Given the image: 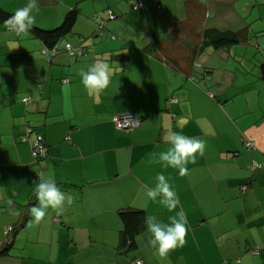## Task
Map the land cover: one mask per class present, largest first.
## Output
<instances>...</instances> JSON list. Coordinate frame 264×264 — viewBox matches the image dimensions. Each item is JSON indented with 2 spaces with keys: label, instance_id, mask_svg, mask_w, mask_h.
I'll return each instance as SVG.
<instances>
[{
  "label": "crops",
  "instance_id": "0c3cea01",
  "mask_svg": "<svg viewBox=\"0 0 264 264\" xmlns=\"http://www.w3.org/2000/svg\"><path fill=\"white\" fill-rule=\"evenodd\" d=\"M136 1L38 0L35 27L55 28L78 9L72 32L50 57L39 38L0 21V244L14 227L0 264H264V247L249 252L264 246V28H257L264 0H140L132 9ZM28 2L0 0V8L14 13ZM109 10L116 18L100 34ZM208 29L235 32L237 40L208 46L216 37ZM69 42L92 51L74 60L63 51ZM256 53L262 55L253 62ZM98 61L113 74L109 87L94 93L80 73ZM169 97L177 104L166 110ZM126 112L142 123L118 129L113 118ZM28 122L47 145L40 161L32 158L33 135L21 141ZM170 132L205 142L186 175L150 162L167 150ZM253 161L262 167L251 173ZM159 173L178 193L175 212L146 196ZM49 175L65 205L36 221V186ZM124 210L145 215L133 248L123 242ZM181 210L185 243L161 258L146 220L168 222Z\"/></svg>",
  "mask_w": 264,
  "mask_h": 264
},
{
  "label": "clouds",
  "instance_id": "9594fccd",
  "mask_svg": "<svg viewBox=\"0 0 264 264\" xmlns=\"http://www.w3.org/2000/svg\"><path fill=\"white\" fill-rule=\"evenodd\" d=\"M33 10H39L38 0H29L25 6L18 8L5 21V24L18 34L25 33L30 30V27L35 22V17L32 14ZM193 67L198 68L199 64L194 62ZM112 74L110 64L105 61H98L80 73L85 88L94 93L103 92L109 87ZM167 140L169 144L167 150L154 153L153 160L150 162L178 169L182 175H186L188 169L185 165L189 161L194 160L197 154H203L205 142L188 137L182 132H170ZM35 192L39 205L32 207L30 211L36 221L44 219L49 209L63 211L66 196L54 177L49 175L41 179L36 186ZM146 196L149 200L158 202L169 212H175L178 206L181 205L178 193L169 183L168 177L162 173L157 174L156 184L153 188L146 191ZM70 202L69 198L68 203ZM146 226L151 234V246L155 248L159 257L167 258L171 251L182 247L185 243V237L188 232L187 213L183 210L178 211L175 215L168 218V222L152 216L146 220ZM0 247L5 249L4 246L0 245Z\"/></svg>",
  "mask_w": 264,
  "mask_h": 264
},
{
  "label": "trees",
  "instance_id": "16d2710c",
  "mask_svg": "<svg viewBox=\"0 0 264 264\" xmlns=\"http://www.w3.org/2000/svg\"><path fill=\"white\" fill-rule=\"evenodd\" d=\"M13 14L14 13L8 12V11L0 8V21H2V22L7 21L9 19V17L12 16ZM77 17H78V9L74 7L71 10L67 11V13L65 14V16H64V18H63V20L59 26H57L55 28H48V29L31 26L29 33L31 35H33L34 37H37L41 40L42 45H43L42 49L43 48L53 49L55 47L58 48V42L72 32V29L74 27V24L76 23ZM207 32H212L216 35L215 39L210 40L209 44H208V46L211 45L214 48H219L220 46H224V45L227 46V45L233 44L237 40L235 32L234 33H231L228 31L220 32V31L209 30V29ZM42 49H41V52H42ZM63 51L69 55V53L65 49ZM87 54H88V52L82 53L79 55H75V56H71V55H69V56L72 57L74 60H77L79 57L86 56ZM259 67H260L261 77L264 80V62H262ZM67 82H68V80H67ZM24 98H29V97H24ZM169 108L170 107L166 103V110H169ZM29 123H30V127H31L29 137L31 135H33V138L29 141V137H28L26 141H23L22 137L26 134L27 125ZM25 128H26V132H25V134H23L21 136V141L22 142H28L29 141L31 151H32V142H33L34 138L39 133H34L35 127L33 126V124L31 122L26 123ZM244 146L248 149H252V148H249L245 144H244ZM42 158H40L38 161H40ZM258 169H260V168H258ZM250 170H251V166H250ZM255 170L256 169L251 170V173ZM252 182H253V179H249V181L246 183H249L248 186L250 187L252 185ZM245 191H241V192H245ZM120 217L122 220V234H123V240H124L123 242L128 247L133 248V247H135L136 236L138 234H140L145 228V215L142 211H139V210H124V211L120 212ZM250 250H251V248L249 249V252H250ZM250 254H252V253L250 252ZM252 255H256V254H252Z\"/></svg>",
  "mask_w": 264,
  "mask_h": 264
},
{
  "label": "built area",
  "instance_id": "2783aa9c",
  "mask_svg": "<svg viewBox=\"0 0 264 264\" xmlns=\"http://www.w3.org/2000/svg\"><path fill=\"white\" fill-rule=\"evenodd\" d=\"M143 4L140 0H137L136 2H134V4L132 5V9H137L139 7H142ZM116 18V14L112 11L109 10L108 11V15L105 19H102L99 22V28L101 30L100 34L102 33L103 29H104V25L105 22L108 20H114ZM9 29V28H8ZM57 48H53V49H47V48H43L42 49V53L46 56V57H50L52 54H54L56 52ZM65 50L69 53V55L71 56H75V55H79L82 53H87L89 51H92L91 47L87 46H81L76 45L73 46L70 42L66 43L65 45ZM65 83L67 82V80L64 81ZM29 101V98H23L22 102L27 103ZM167 105L170 107V105L172 104H177V99L174 97H169L166 100ZM113 123L114 125L118 128V129H122V130H133L135 129L137 126H139L142 123V119L139 118L138 116H136L134 113L132 112H126V113H122V114H117L114 118H113ZM31 131V127H30V123L27 125V132L26 134L22 137L23 141H26L27 138L29 137ZM245 145H247L249 148L255 149V145L251 142H247L245 141ZM47 152V145L46 142L44 140V137L41 134H38L33 142H32V157L34 159V161H38L40 158L44 157L46 155ZM262 165L259 162L253 161L251 164V170L254 169H258L261 168ZM249 183H246L244 185L240 186V190L241 191H245L249 186ZM14 230V227L9 226L8 230H7V237L1 241V246H7L10 241H11V237H12V232ZM263 245H257L253 248H251L250 252L252 254H258L259 251L263 248ZM131 264H145V261L142 258H137L134 259Z\"/></svg>",
  "mask_w": 264,
  "mask_h": 264
},
{
  "label": "rangeland",
  "instance_id": "374dc122",
  "mask_svg": "<svg viewBox=\"0 0 264 264\" xmlns=\"http://www.w3.org/2000/svg\"><path fill=\"white\" fill-rule=\"evenodd\" d=\"M257 28H264V26L258 24V25H257ZM256 55H257V53L254 55V58H253V60H252L253 62L255 61V59L257 60V58L260 59V56H261L262 54L258 55L257 58H256ZM248 65H249L251 68L253 67L252 64H251L250 62H248ZM254 68H255V67H253V69H254Z\"/></svg>",
  "mask_w": 264,
  "mask_h": 264
},
{
  "label": "water",
  "instance_id": "95a60500",
  "mask_svg": "<svg viewBox=\"0 0 264 264\" xmlns=\"http://www.w3.org/2000/svg\"><path fill=\"white\" fill-rule=\"evenodd\" d=\"M14 231V230H13ZM13 233V232H12ZM12 239H13V237H11V241H10V243L7 245V246H5L4 248H6V247H8V246H10L11 244H12Z\"/></svg>",
  "mask_w": 264,
  "mask_h": 264
}]
</instances>
